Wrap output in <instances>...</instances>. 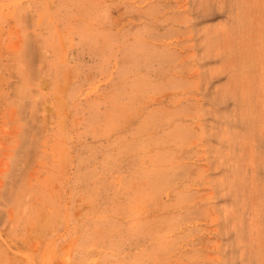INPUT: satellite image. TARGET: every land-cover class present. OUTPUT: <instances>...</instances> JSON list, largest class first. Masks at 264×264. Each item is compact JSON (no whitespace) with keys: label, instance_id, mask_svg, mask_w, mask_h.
<instances>
[{"label":"rangeland","instance_id":"1","mask_svg":"<svg viewBox=\"0 0 264 264\" xmlns=\"http://www.w3.org/2000/svg\"><path fill=\"white\" fill-rule=\"evenodd\" d=\"M0 264H264V0H0Z\"/></svg>","mask_w":264,"mask_h":264},{"label":"bare ground","instance_id":"2","mask_svg":"<svg viewBox=\"0 0 264 264\" xmlns=\"http://www.w3.org/2000/svg\"><path fill=\"white\" fill-rule=\"evenodd\" d=\"M259 33H260V31H259ZM256 41V40H255Z\"/></svg>","mask_w":264,"mask_h":264}]
</instances>
